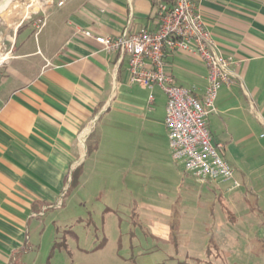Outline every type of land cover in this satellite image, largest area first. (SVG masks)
I'll list each match as a JSON object with an SVG mask.
<instances>
[{"label": "crops", "instance_id": "0c3cea01", "mask_svg": "<svg viewBox=\"0 0 264 264\" xmlns=\"http://www.w3.org/2000/svg\"><path fill=\"white\" fill-rule=\"evenodd\" d=\"M195 1L220 53L233 59L232 84L220 88L217 113L208 118V127L213 142L223 145L221 154L235 178L246 183L253 170L264 169V162L251 167L238 157L252 145L264 152V0ZM58 2L15 1L0 23V45L13 39L17 43L9 61L0 66V264H17L20 258L27 264L24 253L32 249V225L41 227L49 210L63 209L66 198L108 169L102 159H91L109 136L106 128L87 155V139L94 142L98 123L111 110L147 119L156 101L157 86L150 90L129 82L126 56L120 60L118 53L106 52L82 34L85 29L111 37L126 27L130 32L157 30L151 1ZM39 19L44 25L28 33L27 24ZM167 62L178 84L203 93L208 69L195 54L171 53ZM167 139L171 154L168 132ZM78 166L80 184L67 193ZM201 184L212 187L223 205L237 199L232 181ZM60 200L62 206L55 207ZM228 219L236 222L231 215Z\"/></svg>", "mask_w": 264, "mask_h": 264}, {"label": "rangeland", "instance_id": "374dc122", "mask_svg": "<svg viewBox=\"0 0 264 264\" xmlns=\"http://www.w3.org/2000/svg\"><path fill=\"white\" fill-rule=\"evenodd\" d=\"M15 1L25 3L12 0L0 23ZM153 93L147 119L111 110L98 123L94 144L101 128L109 136L91 159L108 169L66 198L63 209L49 210L41 227L32 225L27 264H264V169L253 170L246 183L237 174V199L221 204L212 187L171 158L166 96L158 87ZM240 151L251 167L264 162L258 146ZM61 206L62 200L55 204ZM69 229L76 238L66 235Z\"/></svg>", "mask_w": 264, "mask_h": 264}, {"label": "built area", "instance_id": "2783aa9c", "mask_svg": "<svg viewBox=\"0 0 264 264\" xmlns=\"http://www.w3.org/2000/svg\"><path fill=\"white\" fill-rule=\"evenodd\" d=\"M64 2L59 0L58 4L61 6ZM156 17L157 30L142 28L130 32L126 27L122 33L111 37L85 29L82 34L106 52L118 53L120 60L128 58L131 84L150 90L157 86L166 95L165 125L175 162L183 164L185 171L201 183L232 181L233 189L240 187L234 168L221 154L223 145L213 142L207 123L208 118L217 113L220 88L232 84L233 59L220 53L195 0H162ZM44 23V19H39L33 25L27 24L28 33L39 30ZM19 27L14 32L17 33ZM15 44L13 39L8 45H0V66L9 61ZM176 52L195 54L207 67V86L203 93L178 84L169 72L167 56ZM150 100H154L153 93Z\"/></svg>", "mask_w": 264, "mask_h": 264}, {"label": "trees", "instance_id": "16d2710c", "mask_svg": "<svg viewBox=\"0 0 264 264\" xmlns=\"http://www.w3.org/2000/svg\"><path fill=\"white\" fill-rule=\"evenodd\" d=\"M150 1L152 3L153 9H154L155 14H156L158 5L162 0H150ZM87 140H88L87 141V147H88L87 155H89L95 150L96 145L94 144V142L92 143L91 141H89V139H87ZM81 176H82V166H78L76 169H74L72 171V178H71V182H70V185L68 187L67 193H69L71 190H73L79 186ZM65 232H66V235L73 237V238H76L75 232L72 231L71 229L65 230ZM102 245L103 244H99V247H101ZM177 264H188V263L182 262V263H177Z\"/></svg>", "mask_w": 264, "mask_h": 264}, {"label": "bare ground", "instance_id": "6f19581e", "mask_svg": "<svg viewBox=\"0 0 264 264\" xmlns=\"http://www.w3.org/2000/svg\"><path fill=\"white\" fill-rule=\"evenodd\" d=\"M12 2V0H3L0 3V13H2L3 11L6 10V8L10 5V3ZM29 9V8H28Z\"/></svg>", "mask_w": 264, "mask_h": 264}]
</instances>
